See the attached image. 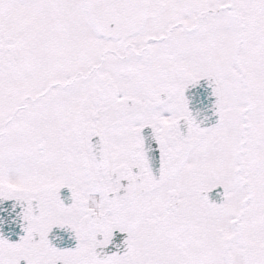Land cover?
I'll return each mask as SVG.
<instances>
[{"label": "snow or ice", "instance_id": "6c2138e0", "mask_svg": "<svg viewBox=\"0 0 264 264\" xmlns=\"http://www.w3.org/2000/svg\"><path fill=\"white\" fill-rule=\"evenodd\" d=\"M0 264H264V0H0Z\"/></svg>", "mask_w": 264, "mask_h": 264}]
</instances>
